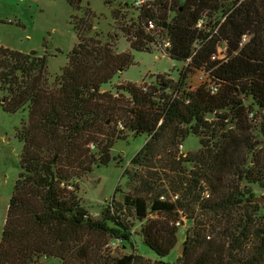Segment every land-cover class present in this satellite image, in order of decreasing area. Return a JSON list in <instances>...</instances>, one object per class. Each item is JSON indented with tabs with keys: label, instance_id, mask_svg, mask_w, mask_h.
Returning a JSON list of instances; mask_svg holds the SVG:
<instances>
[{
	"label": "trees",
	"instance_id": "16d2710c",
	"mask_svg": "<svg viewBox=\"0 0 264 264\" xmlns=\"http://www.w3.org/2000/svg\"><path fill=\"white\" fill-rule=\"evenodd\" d=\"M68 1L78 13L81 0ZM203 14L207 28L197 29ZM113 16L123 20L119 29L138 52L146 51L151 40L141 29L144 19L169 29L170 58L191 59L176 83L160 78L146 91L131 82L102 90L132 63V55L115 51V38L103 39L89 12L70 18L76 42L58 76L49 75L47 54L0 47V108L10 114L27 112L17 130L20 172L3 222L0 264H44L39 262L44 257L63 261L79 253L86 233L129 241L130 224L118 216L126 212L136 222L146 220L139 227L143 243L158 258L154 264H167L161 259L177 243V211L193 226L173 264H264V223H257L259 208L250 188L241 186L264 185V0L229 6L222 0H170L141 15L128 10ZM243 35L249 39L239 47ZM219 43L227 44L228 59L222 64L210 62ZM200 68L221 82L218 94L183 89L187 72ZM213 111L215 120L204 121ZM119 122L120 132L151 137L130 160L135 166L154 168L157 152L189 135L199 136L200 149L182 159L189 168L169 160L168 171L177 175L166 176L178 194L175 203L158 200L165 189L155 192L146 185L144 196H124L122 207L113 212L105 208L93 219L80 204L76 181L108 164L112 141L121 139L115 128ZM201 184L211 193L207 199H201ZM194 211L195 218L187 215ZM149 213L161 218L147 219ZM114 264L150 263L129 255L115 258Z\"/></svg>",
	"mask_w": 264,
	"mask_h": 264
},
{
	"label": "rangeland",
	"instance_id": "374dc122",
	"mask_svg": "<svg viewBox=\"0 0 264 264\" xmlns=\"http://www.w3.org/2000/svg\"><path fill=\"white\" fill-rule=\"evenodd\" d=\"M222 1L229 6L242 0ZM130 3L131 0H81L80 11L76 13L68 0H0V47L26 54L31 51H36L38 55L47 54L49 75L58 76L66 63L68 53L76 42L70 18L74 15H81L83 12H89L93 18V29L101 33L105 40L115 38L112 42L115 51L129 52L132 55V63L122 73L116 75L110 83L104 85L102 90H112L115 85L125 82L135 83L137 86L142 80L158 82L160 78L176 83L184 62L163 57L149 49L138 52L129 48L127 35L119 29L123 20H115L113 15L117 12L119 15H124L130 9ZM196 74L195 69L188 72L183 80L184 85L185 83L195 84ZM244 102L245 105L250 104L249 99ZM26 121V111L10 114L3 112L0 108V238L7 205L17 173L20 172L19 155H21L22 144L18 140L17 130L21 123ZM258 121L263 122L262 118ZM115 128L116 131L122 130L121 123L119 122ZM118 134L121 139L112 141L108 164L94 167L90 174H84L76 181L80 204L87 215L93 219L100 218L105 208L111 209V212L116 208L119 209L123 205L124 196H144L146 185H151L156 190L155 192L160 189L166 190L163 194L171 192L172 187L166 176L175 178L177 175H172L174 173L168 171L171 165L169 160L174 159L175 163L179 162L178 166L189 168V164L182 159H187L189 154H194L200 149L199 136L189 135L175 146L168 147L164 152H157L151 160L154 168H147L144 165L135 166L130 160L151 137L145 134L133 136L124 130L118 131ZM255 135L258 136L257 140H261L259 134ZM179 145L182 147L181 150L178 148ZM180 151H185L186 157H182ZM169 155L172 156L169 157ZM244 185L250 188L253 202L259 208L256 214L257 223H264V185L242 182L241 186ZM208 193L210 197L209 189ZM238 212L240 209L234 214ZM196 213V211L187 212V215L195 218ZM118 216L123 222L130 224L129 241H116L113 237L100 233H86L81 241L82 248L76 256L65 257L63 261L58 258L44 257L39 262L44 264H114L115 258L133 255L140 256L148 260L150 264H154L158 258L143 243L139 231V227L146 220L136 222L130 212ZM156 217L159 218L160 214L157 213ZM147 219L152 220L155 217L149 213ZM181 225L177 227V243L174 249L167 258L161 259L162 262L173 264L182 255L177 250L181 247L183 253L185 233L193 224L183 221Z\"/></svg>",
	"mask_w": 264,
	"mask_h": 264
},
{
	"label": "built area",
	"instance_id": "2783aa9c",
	"mask_svg": "<svg viewBox=\"0 0 264 264\" xmlns=\"http://www.w3.org/2000/svg\"><path fill=\"white\" fill-rule=\"evenodd\" d=\"M166 2H168V5L170 4V0H131V3L129 5V8H130L129 11L134 12L136 15H141V13L145 10L155 11L158 7L162 6L163 4H166ZM168 12L170 11L168 10ZM224 17L225 16L223 15L220 17L219 24H221V22L224 21L225 19ZM214 22L215 20L212 19V22L210 24ZM219 24L216 26V28L213 29L212 31L213 33H216V30L219 27ZM205 27L207 28V17H206V14H203L201 19H199L195 28L204 30ZM141 29L144 31L145 34H147L151 38L150 42L147 43L146 45V49L155 51L163 57H170L169 50L171 46V37L169 34V29H167L164 26H159L156 23V20L153 18L144 19L142 22ZM248 39H249L248 35H243L240 38V42L238 46L242 47L248 41ZM199 44L200 42H197L194 45V48L198 49L200 46ZM226 45L227 44L225 43L224 44L219 43L218 45H216L215 53H213L210 56V62H214L216 64H220V63L222 64V63H225V61H227L228 56H227V46ZM190 60L191 59L185 60L184 65L182 69L180 70V73L186 69ZM196 73H197L196 77H194L195 84L185 83L183 87V89L187 91V93H193L198 88H203L205 91L209 93V95H215L219 93L221 89V82L211 74L210 70H205L204 68H200L196 70ZM143 82L145 81L142 80L140 82V85H138V87H140L143 91H146L150 86H156V82L154 81L145 82V85H143ZM215 114H216V111L206 114L204 117V121H206L207 123L213 122L215 120ZM208 116L209 117L211 116V118H209ZM247 116L249 119H252L253 112H248ZM178 148L181 150L182 147L179 145ZM180 155L182 157H186L185 151H182V152L180 151ZM201 185L203 188L201 199H207L208 194H209L208 190L204 187L203 184ZM67 189L71 190V187L67 186ZM177 199H178V194L173 191L171 192L169 191L167 194L162 193L158 196V200L165 201L169 204L175 203ZM177 213H178V219L175 220L174 225L178 227V226H182L181 223L183 221L185 222L186 218L184 214L182 213V211H177ZM153 215L156 218V214L153 213Z\"/></svg>",
	"mask_w": 264,
	"mask_h": 264
},
{
	"label": "water",
	"instance_id": "95a60500",
	"mask_svg": "<svg viewBox=\"0 0 264 264\" xmlns=\"http://www.w3.org/2000/svg\"><path fill=\"white\" fill-rule=\"evenodd\" d=\"M177 252H178L179 254H182L181 247H179V249L177 250Z\"/></svg>",
	"mask_w": 264,
	"mask_h": 264
},
{
	"label": "crops",
	"instance_id": "0c3cea01",
	"mask_svg": "<svg viewBox=\"0 0 264 264\" xmlns=\"http://www.w3.org/2000/svg\"><path fill=\"white\" fill-rule=\"evenodd\" d=\"M3 47V46H2Z\"/></svg>",
	"mask_w": 264,
	"mask_h": 264
}]
</instances>
